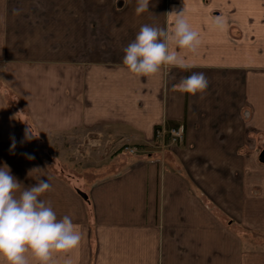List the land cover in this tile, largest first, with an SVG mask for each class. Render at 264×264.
<instances>
[{
	"label": "crops",
	"instance_id": "crops-1",
	"mask_svg": "<svg viewBox=\"0 0 264 264\" xmlns=\"http://www.w3.org/2000/svg\"><path fill=\"white\" fill-rule=\"evenodd\" d=\"M136 6L0 0V167L25 187L48 179L41 199L82 234L73 264H264V246L245 247L234 233L264 234V0H150L140 15ZM183 10L201 38L182 53L191 67L130 74L123 49L140 27L171 29L168 14ZM193 73L207 89L178 91ZM9 87L28 109L33 141L8 107ZM168 123L184 126L183 144L96 181L88 205L76 192L83 174L58 179L41 157L57 140L82 156L147 150Z\"/></svg>",
	"mask_w": 264,
	"mask_h": 264
},
{
	"label": "clouds",
	"instance_id": "clouds-1",
	"mask_svg": "<svg viewBox=\"0 0 264 264\" xmlns=\"http://www.w3.org/2000/svg\"><path fill=\"white\" fill-rule=\"evenodd\" d=\"M150 0H137L135 12H149ZM171 29L142 25L134 40L124 49L122 60L126 70L136 77H154L163 68L188 69L183 52L195 53L201 44L183 11H173ZM220 26L219 18L214 21ZM176 89L197 95L208 87L203 73L183 78ZM33 133L26 131V138ZM51 189L48 179H40L34 186L23 187L11 174V169L0 167V264H73L68 254L80 246L82 234L65 215L57 218L51 203L41 199Z\"/></svg>",
	"mask_w": 264,
	"mask_h": 264
},
{
	"label": "rangeland",
	"instance_id": "rangeland-1",
	"mask_svg": "<svg viewBox=\"0 0 264 264\" xmlns=\"http://www.w3.org/2000/svg\"><path fill=\"white\" fill-rule=\"evenodd\" d=\"M236 33L237 29L235 27L231 28L230 34L232 35L233 39L239 37V35H236ZM243 35L245 40L247 39V36L249 37V28H244ZM8 92V107L12 111L14 117L19 118L20 131L22 132L23 139L25 141H33L34 133L33 130L29 129L27 123V107L23 105L24 103L22 102V100H18L11 95L12 91L10 87L8 88ZM26 131H31L33 135H31L30 138H26ZM37 140L38 139H36V141ZM57 142L58 144L54 145L55 147L53 149V151L56 152H53L55 156L45 155L44 151L41 150V157L43 160H45L46 164L49 165V171L51 172V174H53L58 179L68 181L71 178V174L78 176L83 174L85 182V185L83 187L84 191L77 190L76 192L78 193V191H80L85 195V198L83 199L87 205L90 203L88 192L91 189V186L96 183V181L113 176L114 174L120 175L122 171H124L128 166H134L136 163H139L141 161L154 162L157 153L161 156V150H163L165 154L167 153V155L171 154L172 152V148H163L162 146H160L161 144L159 145L158 141H156V144L154 143L155 145H157L155 146L156 148L150 147L147 150L141 149V146L135 147L132 145H127L123 146L120 154L116 153L115 155H113L112 152L103 153V151H101V153H97L95 151L92 154H85L84 156H82L81 154L75 155L72 153V151H70L71 149L69 147H71V144L68 143V141H65L66 143L61 144L62 150H60L61 148L59 146L60 140H57ZM43 146L44 144L41 147ZM45 146L47 145L45 144ZM125 148H137V153L130 154L126 151ZM59 162H62L61 165H59ZM66 165L69 168H67ZM224 223L227 224L228 220H224ZM234 233L235 235L237 234L239 237L243 238V241L246 244L245 247L248 246V248H252V246H256V248H260L264 246V234L249 233L241 229L235 231Z\"/></svg>",
	"mask_w": 264,
	"mask_h": 264
},
{
	"label": "built area",
	"instance_id": "built-area-1",
	"mask_svg": "<svg viewBox=\"0 0 264 264\" xmlns=\"http://www.w3.org/2000/svg\"><path fill=\"white\" fill-rule=\"evenodd\" d=\"M156 140L158 144L163 148H173L181 145L184 142L185 138V128L183 125H179L177 128H167L162 127L156 130L155 132ZM130 154H136L137 148H125Z\"/></svg>",
	"mask_w": 264,
	"mask_h": 264
},
{
	"label": "trees",
	"instance_id": "trees-1",
	"mask_svg": "<svg viewBox=\"0 0 264 264\" xmlns=\"http://www.w3.org/2000/svg\"><path fill=\"white\" fill-rule=\"evenodd\" d=\"M179 126V124H174V123H168L167 125H166V128H167V130H169V129H171V128H177ZM159 128H157V130H158ZM141 149H144L143 147H140Z\"/></svg>",
	"mask_w": 264,
	"mask_h": 264
},
{
	"label": "water",
	"instance_id": "water-1",
	"mask_svg": "<svg viewBox=\"0 0 264 264\" xmlns=\"http://www.w3.org/2000/svg\"><path fill=\"white\" fill-rule=\"evenodd\" d=\"M78 193L80 194V196H81L82 198H85V195H84L83 193H81L80 191H78Z\"/></svg>",
	"mask_w": 264,
	"mask_h": 264
}]
</instances>
